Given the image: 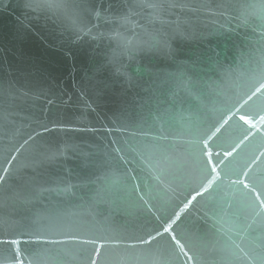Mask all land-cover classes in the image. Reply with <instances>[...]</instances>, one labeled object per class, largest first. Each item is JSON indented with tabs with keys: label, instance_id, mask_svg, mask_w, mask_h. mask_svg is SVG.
<instances>
[{
	"label": "water",
	"instance_id": "95a60500",
	"mask_svg": "<svg viewBox=\"0 0 264 264\" xmlns=\"http://www.w3.org/2000/svg\"><path fill=\"white\" fill-rule=\"evenodd\" d=\"M0 264H264V0H0Z\"/></svg>",
	"mask_w": 264,
	"mask_h": 264
},
{
	"label": "snow or ice",
	"instance_id": "6c2138e0",
	"mask_svg": "<svg viewBox=\"0 0 264 264\" xmlns=\"http://www.w3.org/2000/svg\"><path fill=\"white\" fill-rule=\"evenodd\" d=\"M241 119H244V117H241ZM219 131H220V128H217V129H216V132H219ZM224 155H225V156H229V155H231V153H230V152H225ZM212 171H213V172L216 171L215 166H213ZM210 186H211V185H209V187H210ZM205 191H207V189H205ZM197 195H200V193H197ZM166 231H167V229H166Z\"/></svg>",
	"mask_w": 264,
	"mask_h": 264
}]
</instances>
